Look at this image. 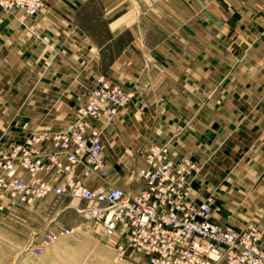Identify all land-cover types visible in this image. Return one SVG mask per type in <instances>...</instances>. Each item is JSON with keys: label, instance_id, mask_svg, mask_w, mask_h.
<instances>
[{"label": "crops", "instance_id": "obj_1", "mask_svg": "<svg viewBox=\"0 0 264 264\" xmlns=\"http://www.w3.org/2000/svg\"><path fill=\"white\" fill-rule=\"evenodd\" d=\"M198 20L204 23H200ZM133 98L101 128L109 184L146 149L200 165L193 199L212 220L261 230L264 250V0H46L33 15L0 8V151L65 130L96 79ZM142 107V110H138Z\"/></svg>", "mask_w": 264, "mask_h": 264}, {"label": "built area", "instance_id": "obj_2", "mask_svg": "<svg viewBox=\"0 0 264 264\" xmlns=\"http://www.w3.org/2000/svg\"><path fill=\"white\" fill-rule=\"evenodd\" d=\"M45 2L0 0V8L33 15ZM137 89V84L127 89L98 77L70 127L31 133L0 151V212L47 196H70L85 202L81 212L101 234H115L118 259L139 254L148 264H264L261 230L237 231L213 221V196L193 199L200 165L187 156L171 159L167 144L146 149L144 165L131 173L140 185L135 192L107 183L102 130L90 120L110 121ZM74 231L64 225L48 228L31 250L40 254L57 236Z\"/></svg>", "mask_w": 264, "mask_h": 264}, {"label": "rangeland", "instance_id": "obj_3", "mask_svg": "<svg viewBox=\"0 0 264 264\" xmlns=\"http://www.w3.org/2000/svg\"><path fill=\"white\" fill-rule=\"evenodd\" d=\"M84 206V201L70 196H47L30 206L0 212V264H148L139 254L118 259L115 234H101L83 216ZM58 225L75 231L57 236L40 254H34L31 247L41 241L44 231Z\"/></svg>", "mask_w": 264, "mask_h": 264}]
</instances>
